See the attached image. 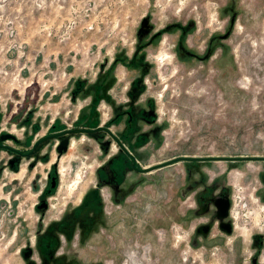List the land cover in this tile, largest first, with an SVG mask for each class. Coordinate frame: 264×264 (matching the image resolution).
Listing matches in <instances>:
<instances>
[{
  "label": "rangeland",
  "instance_id": "1",
  "mask_svg": "<svg viewBox=\"0 0 264 264\" xmlns=\"http://www.w3.org/2000/svg\"><path fill=\"white\" fill-rule=\"evenodd\" d=\"M131 92L145 116L130 136L139 168L185 160L144 173L128 160L115 175L116 146L104 152L103 134L81 129ZM51 129L61 135L44 162L37 140ZM5 132L32 149L11 167L0 150V264H42L29 246L38 226L90 191L91 226L53 264H264V0H0ZM245 156L257 159L215 160ZM49 170L59 182L40 222ZM213 185L227 189L231 232L198 205Z\"/></svg>",
  "mask_w": 264,
  "mask_h": 264
},
{
  "label": "flooded vegetation",
  "instance_id": "2",
  "mask_svg": "<svg viewBox=\"0 0 264 264\" xmlns=\"http://www.w3.org/2000/svg\"><path fill=\"white\" fill-rule=\"evenodd\" d=\"M159 37V33L152 34L147 41L139 45L135 51V59L133 64L136 65V59H139L140 51L143 50L144 47L152 45L156 42ZM100 87L107 86L105 81L99 83ZM133 91V90H131ZM94 94V92L92 91ZM130 96V97H129ZM128 96V99L124 104L118 106L119 108L116 112L111 116L108 121H104L100 126H96L98 129L94 128L92 130H99L100 133L103 134V140L106 144H103L104 152L109 148V144L113 142L119 151L117 157L112 160V169L115 171V175L118 177L120 170L122 169V165L129 160V167L131 171L135 173H144L150 172L152 170L159 169L161 167L171 165L174 162L185 160L184 157H176L169 159L167 161L160 162L155 165H151L145 167L143 170L139 168L138 163V153L134 149L135 143L130 139V136L137 135L141 132V119L145 116L142 115V112L139 113V102L138 99L135 98L133 92H131ZM109 101L112 96H106ZM137 129V130H136ZM60 130L51 129L43 137L37 140L38 144L41 147L40 152L38 153V158L41 161H46L51 154V151L48 149L43 150V148H48L51 142H53L56 138L60 137ZM138 136V135H137ZM11 140L15 143H20L19 139L15 137V135L11 132H5L0 136V150L4 149L10 153L6 162V165L11 167L12 165H16L18 159L26 158L29 156L32 146L27 151H23L22 149L11 147L6 145L5 142ZM37 144V145H38ZM68 143L63 142L62 147L68 146ZM65 148V147H64ZM63 148V149H64ZM62 149V150H63ZM62 155V152L57 154V159H59ZM215 158V157H214ZM33 158V165L36 164ZM197 160H213L212 157H201ZM215 160H217L215 158ZM223 160V159H220ZM225 160H236V159H225ZM55 163V162H54ZM103 173L107 176L109 173L108 165H104ZM59 182V177L54 170H49L46 175V185L40 191L38 202L35 205V210L39 212V220L43 221V217L45 215V210L48 208L47 198L51 195L56 189ZM106 182L109 189H111L108 184V178L104 180ZM93 192L90 191L88 195L84 196V199L80 201V203L75 207H65V209L61 212V215L55 219L56 221L39 225L36 234L34 236V240L30 243V247L34 246L36 251L39 254L40 263L42 264H53L54 260H56L57 254H64V248L70 243L75 231L76 227L79 226V230H84L91 226V218L89 223L87 224L86 215L90 210L95 207L96 199L93 198ZM200 193V194H199ZM198 202L199 206L202 208V213L206 215L207 221H212L214 218L217 219V226L219 229L225 232L232 231V225L228 221V217L230 215V200L228 197L227 189L216 187L213 185L212 187H205L202 191H200ZM114 194H116L114 192ZM92 197V199H91ZM205 228V227H204ZM80 233L78 234L79 237ZM27 247V245H26ZM56 248H60V251H56ZM60 260V259H58Z\"/></svg>",
  "mask_w": 264,
  "mask_h": 264
},
{
  "label": "water",
  "instance_id": "3",
  "mask_svg": "<svg viewBox=\"0 0 264 264\" xmlns=\"http://www.w3.org/2000/svg\"><path fill=\"white\" fill-rule=\"evenodd\" d=\"M80 130H74V131H71V132H78ZM81 131H84V132H87V133H92L94 132V130H87V129H81ZM217 160H220V159H241V160H254V159H257L256 157H236V158H216Z\"/></svg>",
  "mask_w": 264,
  "mask_h": 264
}]
</instances>
